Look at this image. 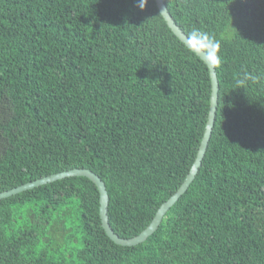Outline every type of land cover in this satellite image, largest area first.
<instances>
[{"label":"trees","instance_id":"obj_1","mask_svg":"<svg viewBox=\"0 0 264 264\" xmlns=\"http://www.w3.org/2000/svg\"><path fill=\"white\" fill-rule=\"evenodd\" d=\"M222 43L201 167L144 242L101 227L68 177L0 200V264H264V0H163ZM205 63L155 1L0 0V193L70 169L104 183L113 231L140 234L184 181L209 110Z\"/></svg>","mask_w":264,"mask_h":264},{"label":"water","instance_id":"obj_2","mask_svg":"<svg viewBox=\"0 0 264 264\" xmlns=\"http://www.w3.org/2000/svg\"><path fill=\"white\" fill-rule=\"evenodd\" d=\"M156 7L162 16L163 20L165 21L167 27L171 30V32L179 39L181 43L185 45L186 43V34L179 28V26L174 22L171 15L169 14L166 5L164 4L163 0H154ZM186 46V45H185ZM201 60V59H200ZM207 69L209 71V78L211 82V92H210V99H209V110L207 115V120L204 127V132L196 153V157L190 167V170L188 174L186 175L184 181L180 185V187L177 189V191L170 196L156 211L154 218L150 222V224L137 236L124 239L119 237L111 228L109 224L108 219V202L109 197L107 195L106 188L104 186V183L102 180L93 172L77 168V169H70L67 171H63L60 173H56L53 175H50L48 177H43L40 179H37L32 182H28L26 184L17 186L15 188H12L8 191H3L0 193V200L8 198L10 196L16 195L18 193L33 189L35 187H40L42 185L68 178V177H85L89 179L97 188L99 193V218L101 222V227L104 230L107 237L114 242L115 244L123 247H132L136 246L145 240L149 236H151L160 225L163 217L167 213V211L178 201V199L187 191L190 184L195 179V176L197 175L202 160L204 158V155L206 153L208 143L211 137V133L214 127L215 117H216V110H217V104H218V90H219V83L217 80L216 75V69L208 66Z\"/></svg>","mask_w":264,"mask_h":264},{"label":"clouds","instance_id":"obj_3","mask_svg":"<svg viewBox=\"0 0 264 264\" xmlns=\"http://www.w3.org/2000/svg\"><path fill=\"white\" fill-rule=\"evenodd\" d=\"M148 4L149 0H136V7L141 11H144ZM185 45L189 54L198 57L208 66L219 68L222 65V43L215 35L193 27L186 36ZM261 79H264V74L245 71L242 76L237 77L236 85L243 88L249 82L258 83Z\"/></svg>","mask_w":264,"mask_h":264}]
</instances>
